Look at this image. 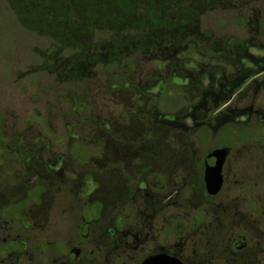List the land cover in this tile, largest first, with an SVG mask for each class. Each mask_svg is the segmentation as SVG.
Instances as JSON below:
<instances>
[{
	"label": "flooded vegetation",
	"instance_id": "1",
	"mask_svg": "<svg viewBox=\"0 0 264 264\" xmlns=\"http://www.w3.org/2000/svg\"><path fill=\"white\" fill-rule=\"evenodd\" d=\"M252 67L220 109L219 126L208 128L207 134L220 131L227 141L202 153L194 144L183 146L184 161L176 149L168 156L170 176L162 171V149L154 150V160H130L138 150L112 142L111 159L100 165L79 142L68 157L49 153L40 137L14 144V163L7 166L14 176L2 182L14 189L0 192V235L14 225V239L0 240V264H142L156 256L181 264H264V112L253 111L256 128H243L232 126L234 118L248 114L228 108L246 86L264 81V55ZM221 151V185L212 195L204 182L205 159L217 161ZM100 171L109 179L102 185L108 210L97 196ZM127 173L132 177L125 181ZM118 189L138 207H117ZM24 209L30 221L19 223ZM53 209L74 222L66 235L41 238L39 218L46 221ZM105 210L106 221L100 218Z\"/></svg>",
	"mask_w": 264,
	"mask_h": 264
},
{
	"label": "trees",
	"instance_id": "2",
	"mask_svg": "<svg viewBox=\"0 0 264 264\" xmlns=\"http://www.w3.org/2000/svg\"><path fill=\"white\" fill-rule=\"evenodd\" d=\"M256 1L14 0L10 6L22 26L58 45L53 54L57 57L48 65L58 79L82 82L96 68H114L106 84L114 92H130L133 107L124 115L137 117L141 124L164 132L160 133L163 136L169 132L179 141L181 136L189 140L207 134L211 125L219 126L220 109L240 88L238 81L250 74H244V62L254 63L250 50L264 52V47H257V35L246 40L215 37L201 28L202 17L230 3H246L241 5L246 8ZM255 11L248 7L249 15ZM31 16L48 21L51 27H31ZM64 52L70 55L61 58ZM139 61L150 63L152 69L137 83L119 72L128 67L136 70ZM253 71L254 67L249 72ZM186 119L192 121V127L177 123ZM106 132L107 140L101 144L110 155L108 148L114 139ZM156 145L163 152L169 150L168 144L156 143L147 152H154ZM176 145L179 152L185 150L182 144ZM129 147L122 148L145 151L140 144ZM117 158L123 159L122 155Z\"/></svg>",
	"mask_w": 264,
	"mask_h": 264
},
{
	"label": "rangeland",
	"instance_id": "3",
	"mask_svg": "<svg viewBox=\"0 0 264 264\" xmlns=\"http://www.w3.org/2000/svg\"><path fill=\"white\" fill-rule=\"evenodd\" d=\"M13 1L0 0V167H2L0 168V192L4 189H14V183L3 184L5 181H11L9 178L14 176L11 168L7 167L14 163V144H26L39 137L46 140L45 144L49 145V153L64 154L67 157L72 145L79 142L90 156H95L93 160L98 161L100 165L111 159V155L106 153V148L101 144L102 140H107L106 131H109L108 134L111 133L114 143L120 142L123 147L135 145L138 148L140 144V147L145 148L144 152L137 149L138 155L134 153L130 160H154L155 152L153 150L147 152L148 147L156 143L168 144L167 150H169L163 152L164 155L161 158L163 173H168V162L172 159L168 156L177 151L176 144L183 146L192 143L202 153L203 150L227 141L220 131L214 134L210 132V134H198L189 140L181 136L179 141H176L169 132H165L163 136L160 133L164 132H158L154 127L141 124L137 121V117L128 119L124 111H129L133 107L130 92L117 93L108 89L106 84L111 73L115 71L112 67L96 68L82 82H64L58 79L56 74H53V70L48 68L52 62L51 59L57 57L53 54H55L54 50L58 51V45L50 37L37 35L22 26L10 6ZM242 4L246 3L235 5L230 3L223 10L205 14L201 19V28L210 31L215 37L231 36L246 40L252 35H257V47H264V0L247 3L246 8L242 7ZM248 7L256 10L254 14L249 15ZM28 22L33 28L48 29L50 26L48 21L43 19L39 21L37 16H31ZM101 36L106 37V34ZM97 40L101 39L97 37ZM250 54L256 63L260 57H263L264 52L252 49ZM69 55L68 52H64L60 57ZM151 69L150 63L139 61L136 70L133 71L128 67L119 72L137 83L144 79ZM244 69V74L252 73L249 72L253 70L252 64L244 62ZM228 108L248 114L242 119L235 117V124L232 126L256 128L258 124L253 111L264 112V81L259 80L256 84L246 86ZM241 120L244 122L238 124ZM177 123L185 128L192 127L190 119L179 120ZM108 124L111 128L105 130L104 126ZM212 127L215 126L212 125ZM71 135L75 137L72 140ZM154 149L159 151L160 147L156 145ZM184 155L187 156L188 152L179 153L181 161L186 160ZM184 165L186 164L183 163L178 170L184 169ZM168 175L170 176V172ZM99 177L97 196L101 202L103 199L106 201L102 204L107 209L111 207V204L108 205L109 192L108 190L106 194L102 192V185L109 180L107 171L105 173L100 171ZM129 177L131 178L132 175L127 173L124 180L128 181ZM165 181L168 183L169 177ZM115 195L118 201L117 207L127 209L139 205L138 202L130 199L125 190L118 189ZM1 204H5L4 199H0ZM107 210L101 212L102 220L106 221L108 218ZM170 212V209L166 210L167 215ZM21 214L18 222L28 223L30 217L26 214V209L22 210ZM84 217L87 216L84 215ZM73 222V216L60 214L58 209H53L46 221L42 217L39 218L40 228H38L37 236L42 238L46 235L52 238L55 235H66ZM2 239H14V225L12 228L9 226L7 232L0 235V240ZM130 264H136V262L131 260Z\"/></svg>",
	"mask_w": 264,
	"mask_h": 264
},
{
	"label": "water",
	"instance_id": "4",
	"mask_svg": "<svg viewBox=\"0 0 264 264\" xmlns=\"http://www.w3.org/2000/svg\"><path fill=\"white\" fill-rule=\"evenodd\" d=\"M223 153L221 151V158L219 160H213L211 156H208L205 159V174H204V182L209 194H216L220 189L221 185V176H220V168L223 162ZM142 264H181L176 260L167 259L165 256H156L153 258H149L144 261Z\"/></svg>",
	"mask_w": 264,
	"mask_h": 264
}]
</instances>
